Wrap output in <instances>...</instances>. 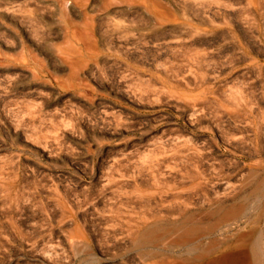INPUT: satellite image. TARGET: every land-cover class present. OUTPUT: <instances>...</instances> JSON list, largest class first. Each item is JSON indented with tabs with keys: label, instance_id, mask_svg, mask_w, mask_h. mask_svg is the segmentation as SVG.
Returning a JSON list of instances; mask_svg holds the SVG:
<instances>
[{
	"label": "rangeland",
	"instance_id": "obj_1",
	"mask_svg": "<svg viewBox=\"0 0 264 264\" xmlns=\"http://www.w3.org/2000/svg\"><path fill=\"white\" fill-rule=\"evenodd\" d=\"M260 183L264 0H0V264H186Z\"/></svg>",
	"mask_w": 264,
	"mask_h": 264
},
{
	"label": "bare ground",
	"instance_id": "obj_2",
	"mask_svg": "<svg viewBox=\"0 0 264 264\" xmlns=\"http://www.w3.org/2000/svg\"><path fill=\"white\" fill-rule=\"evenodd\" d=\"M240 216L248 219L243 230L236 233H232L230 228L220 230L221 227ZM263 216L264 186L262 183L247 189L246 194L232 205L219 202L213 210L205 214L186 211L180 222L181 225L178 223L183 229L181 233H184L182 236H184L183 251L186 254V264H215L217 262L219 264H261L264 239L257 235L256 228H251L250 224L251 222L259 223ZM169 228L172 230L174 227ZM212 253L217 255L215 259L210 257Z\"/></svg>",
	"mask_w": 264,
	"mask_h": 264
}]
</instances>
